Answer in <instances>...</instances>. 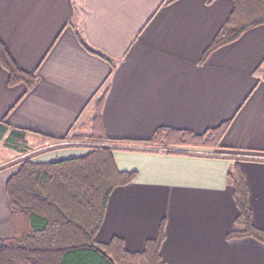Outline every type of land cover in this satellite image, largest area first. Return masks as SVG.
Returning a JSON list of instances; mask_svg holds the SVG:
<instances>
[{"label":"crops","instance_id":"crops-1","mask_svg":"<svg viewBox=\"0 0 264 264\" xmlns=\"http://www.w3.org/2000/svg\"><path fill=\"white\" fill-rule=\"evenodd\" d=\"M232 6V0H0V41L19 69L38 79L29 91L9 87L0 67V121L30 132V142L52 140L48 147L57 149L36 161L86 152L64 137L104 90L101 118L113 140L146 141L161 127L201 134L231 119L221 150L172 155L130 143L125 147L137 151H114L117 169L137 177L109 196L98 243L116 237L126 251L142 252L163 219L164 264H264V245L225 238L237 215L227 177L235 162L252 222L264 231V25L200 63ZM79 37L108 60L87 51ZM16 169L0 170V239L13 236L5 182Z\"/></svg>","mask_w":264,"mask_h":264},{"label":"trees","instance_id":"trees-1","mask_svg":"<svg viewBox=\"0 0 264 264\" xmlns=\"http://www.w3.org/2000/svg\"><path fill=\"white\" fill-rule=\"evenodd\" d=\"M232 5L221 29L202 53L201 64L211 53L234 43L247 30L264 25V0H232ZM81 43L90 53L108 60L82 40ZM0 67L7 74L9 87L23 85L29 91L38 82L35 75L19 69L1 41ZM105 92L91 99L88 118L64 137L67 143L83 144L76 146L86 149L82 155L36 161L29 153L52 144V140L30 142V132L10 128L4 120L0 121V146L18 159L17 169L5 182L13 236L0 239V264H164L160 255L165 240L163 219L155 237L145 241L142 252L126 251L122 240L116 237L104 244L96 241L112 191L137 177L135 172L117 169L113 152L137 151L125 147L130 143L145 148L146 152L172 155H185L191 150H221L231 119L201 134L161 127L146 141L113 140L106 136L101 118ZM227 177L237 215L233 229L225 238H251L264 245V231L252 222L248 187L238 162Z\"/></svg>","mask_w":264,"mask_h":264},{"label":"rangeland","instance_id":"rangeland-1","mask_svg":"<svg viewBox=\"0 0 264 264\" xmlns=\"http://www.w3.org/2000/svg\"><path fill=\"white\" fill-rule=\"evenodd\" d=\"M48 146L49 145H46L44 147L40 146L37 149L35 148V150L31 151V153H29V154L34 155L35 157L40 156V155H45L46 152H48L47 150L52 151V149H54V147L49 148ZM57 147L62 148L61 145H59ZM79 149H83V148H79ZM80 151H82V150H79L77 154H80ZM195 151L208 152V151H214V150H191L190 152H195ZM8 154H9V152L7 150H4V148L2 146H0V170L1 169H11L13 167H15V168L17 167L15 163L17 162L18 159L14 158L12 156H9ZM45 156L46 157H44V158H49L48 155H45ZM51 156H53V154ZM56 157H61V156H56ZM42 159H43V157H42ZM58 159H61V158H58Z\"/></svg>","mask_w":264,"mask_h":264}]
</instances>
